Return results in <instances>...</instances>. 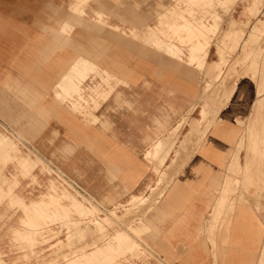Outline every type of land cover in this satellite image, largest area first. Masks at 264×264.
<instances>
[{
	"label": "crops",
	"instance_id": "obj_1",
	"mask_svg": "<svg viewBox=\"0 0 264 264\" xmlns=\"http://www.w3.org/2000/svg\"><path fill=\"white\" fill-rule=\"evenodd\" d=\"M173 2L0 0V125L22 149L60 169L88 197L112 199L121 193L143 194L148 190L146 184L155 183V179L149 180L152 170L145 152L159 138L144 149V145L136 149L122 138L121 96L149 78L166 85L169 94L193 95L190 89L172 82L173 75L153 68L149 52L142 53L137 43L143 39L168 63L177 60L187 67L195 65L187 62V53L183 59L171 57L168 47L156 45L161 40L158 33L152 35L162 26V13L156 16L159 5L168 8ZM121 29L134 34H123ZM95 55H102L100 60L97 58L102 69L95 64ZM79 57L95 65L96 76L105 79L108 75L119 84L111 95V85L107 91L93 89L94 94L104 98L97 101L95 109L89 98L85 113L73 110L78 104L83 107V101L74 96L64 100L56 97L61 93L58 82ZM90 76L82 81L81 88L96 86ZM256 90L257 85L249 77L237 80L199 149L156 202L145 225L149 229L140 242L156 261L258 264L264 248V204L261 207L255 202L254 176L243 175L249 154L247 120ZM123 102L130 108L136 104L127 99ZM151 112L152 107L148 109L144 104L138 110L142 119ZM236 154L239 174L235 175L230 167ZM226 184L231 190L226 198L229 206L210 229L207 222L213 205Z\"/></svg>",
	"mask_w": 264,
	"mask_h": 264
},
{
	"label": "rangeland",
	"instance_id": "obj_2",
	"mask_svg": "<svg viewBox=\"0 0 264 264\" xmlns=\"http://www.w3.org/2000/svg\"><path fill=\"white\" fill-rule=\"evenodd\" d=\"M173 1L171 7L159 5L156 11V16L162 13V26L152 33L161 37L155 44L168 47L174 59H183L187 53V62L195 65L187 67L177 60L168 63L143 39L137 43L142 53L149 52L153 68L173 75L172 82L190 89L193 95L169 94L166 85L149 78L121 96L122 138L136 149L137 145L150 147L159 138L145 152L152 170L149 180L155 179L154 185L146 184L148 190L143 194L121 193L112 199L85 197L66 182L56 180L47 161L22 149L0 125V264H163L156 261L150 249L140 246L142 234L149 229L145 226L149 214L168 183L199 149L242 77H249L257 85L247 120L249 154L243 175L254 176L255 202L263 206L264 155L260 157V150L262 146L264 149V0ZM129 31L121 29L123 34H134ZM101 56L95 55L98 67ZM187 71L189 75L184 74ZM89 75L96 86L81 88ZM96 75L95 65L79 57L58 82L61 93L56 97L64 100L74 96L83 101V107L73 106L78 113L87 111L89 98L92 108H97V101L104 97L93 91L97 92V87L111 90V85V95L119 84L108 75L105 79ZM123 99L136 104L127 107ZM142 104L152 107L151 116L145 119L138 113ZM236 165L237 154L230 167L235 175L239 174ZM224 188L207 222L210 229L229 206L226 198L231 190L227 184ZM258 264H264V248Z\"/></svg>",
	"mask_w": 264,
	"mask_h": 264
},
{
	"label": "built area",
	"instance_id": "obj_3",
	"mask_svg": "<svg viewBox=\"0 0 264 264\" xmlns=\"http://www.w3.org/2000/svg\"><path fill=\"white\" fill-rule=\"evenodd\" d=\"M52 171H54V177L56 178V180L64 181L66 182L68 185H70L73 189H75L76 191L81 192L85 197H87L86 193L80 189V187L78 186V184L73 181L71 178H69L67 175H65L60 169L55 168L53 166H51ZM54 169V170H53Z\"/></svg>",
	"mask_w": 264,
	"mask_h": 264
},
{
	"label": "bare ground",
	"instance_id": "obj_4",
	"mask_svg": "<svg viewBox=\"0 0 264 264\" xmlns=\"http://www.w3.org/2000/svg\"><path fill=\"white\" fill-rule=\"evenodd\" d=\"M257 144L255 143V146H256ZM262 146V145H261ZM254 149V148H253ZM255 149H257V147L255 148ZM254 149V150H255ZM259 149V148H258ZM264 155V149H263V146L261 147V150H260V157H262Z\"/></svg>",
	"mask_w": 264,
	"mask_h": 264
},
{
	"label": "snow or ice",
	"instance_id": "obj_5",
	"mask_svg": "<svg viewBox=\"0 0 264 264\" xmlns=\"http://www.w3.org/2000/svg\"><path fill=\"white\" fill-rule=\"evenodd\" d=\"M222 7H226L227 5H221Z\"/></svg>",
	"mask_w": 264,
	"mask_h": 264
}]
</instances>
